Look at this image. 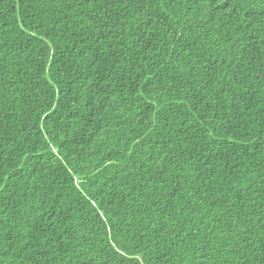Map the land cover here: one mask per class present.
Returning <instances> with one entry per match:
<instances>
[{"label": "trees", "instance_id": "1", "mask_svg": "<svg viewBox=\"0 0 264 264\" xmlns=\"http://www.w3.org/2000/svg\"><path fill=\"white\" fill-rule=\"evenodd\" d=\"M0 264H264V0H0Z\"/></svg>", "mask_w": 264, "mask_h": 264}]
</instances>
